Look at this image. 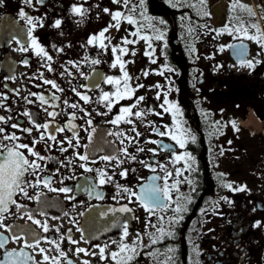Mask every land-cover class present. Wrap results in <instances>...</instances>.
I'll return each instance as SVG.
<instances>
[{
  "label": "flooded vegetation",
  "instance_id": "flooded-vegetation-1",
  "mask_svg": "<svg viewBox=\"0 0 264 264\" xmlns=\"http://www.w3.org/2000/svg\"><path fill=\"white\" fill-rule=\"evenodd\" d=\"M232 2L233 0H206V10L210 15L201 18L189 8L171 7L167 0H144L146 15L152 18L156 27L166 32L167 48L163 41H156L157 46L152 44L156 48L155 52L146 56L147 44L139 40L137 44L140 55L134 60L129 54L131 57L127 59L130 62L126 69L133 78L131 86L135 88L143 85L136 91L135 97L145 98L133 112H146L143 120L129 117L134 124L125 123L123 119L118 124H113L112 121L117 116H122L121 108L130 106L135 97L133 100L122 99L115 103L111 112H108L104 102L98 103L97 100L102 91H115L113 85L106 83V77L122 76L119 66H110L114 61L109 58V50L112 46L119 45L122 37L138 39L130 35L136 31V25L122 21L118 31L111 28L105 33L112 37L107 50L100 49L98 45L87 44L91 36L98 34L112 22L111 16L102 9L126 12L123 4H115L112 0H44L42 4L36 0L32 4H26L25 0H3L0 3V105H3L0 106V116L12 117L7 124L0 123V127L5 128L6 134L14 133L21 137L19 143L32 146L33 139H38L44 130L37 131L29 118L22 115L27 110L37 124H50L48 132L55 134L57 141H64L63 145L51 141L35 144V151L47 157L46 160L39 161L42 171L38 175L50 178V187L57 191H51L41 184L28 189L30 197L38 196L39 199H27L22 195L15 197L24 208L17 213L16 208L11 207V214L4 221L5 225L11 226L10 230L0 228V233L9 238L7 249H19L25 239H32L33 234L56 241H61L63 235L65 239L60 246L74 264H81L83 260H88L90 264H115L110 253L118 251L122 239L124 243L131 245L139 237L143 246H138L131 264H155L151 253L156 249L163 251L169 247L176 250L174 264H190L193 259V244L198 246L200 264H264V47L254 40L229 35L227 32L217 37L216 32L212 31L229 23ZM239 3L250 6L255 13L251 18L245 14L246 23L257 24L260 32L264 34V8L261 7L264 0H239ZM73 4H83L84 8L89 9L83 19L71 12ZM134 5H139V0H131L130 6ZM21 10L33 18H42L43 27L37 26L32 31V36L53 57L51 67L54 71L49 72L45 66L46 61L38 57L31 48L29 26L20 17ZM182 17H191L194 27L207 25L206 28L196 27L194 33V38L209 50L207 71L201 77L202 82L209 78L212 64L210 61L215 51H220L221 46H224L223 55L227 54L229 59L228 63L225 61L214 65L217 70L223 71V76L214 80V85L205 83L201 103L194 98L193 93L198 84L196 81L193 87L194 65L188 58L186 47L187 44H193L194 38L186 39L185 31L178 29ZM56 19L61 20L60 28L52 27ZM160 19L165 21L164 26L156 23ZM254 33L255 29H249V34ZM143 34H151V29L145 28ZM215 39L221 40L218 46L210 44ZM234 42L248 44L246 60L254 62L253 68L245 67L248 70L244 72L240 70L241 63L235 62L229 54V45ZM25 47L27 50H21ZM126 47L130 52L134 49L132 44ZM59 48L63 51H57ZM178 50L183 55L182 60ZM92 59H98L100 63L92 64ZM153 59L156 63H152ZM73 63L78 64L79 68L73 67ZM165 65L174 71L158 74ZM65 69L72 75H68ZM145 72L148 73L147 76L144 75ZM41 74L45 79L54 80L63 91L57 92L50 85L43 84L39 78ZM157 84L161 86L160 89L155 87ZM169 87L173 90L168 93V100L179 105L183 111V120L186 121L184 126L197 136V143H189L186 149L176 146L171 151H165L158 144L147 142L157 140L166 146L175 144L170 137L157 136L147 126V122H153L160 131H166L163 126L172 125L171 114L164 112L161 107L163 93ZM73 88L87 95L89 102L81 100L72 91ZM29 93L44 94L50 104L42 107L34 96L29 97L34 102L27 103L24 97H28ZM52 93L58 97L55 102L51 101ZM64 100L78 104L79 108L67 107ZM52 103L58 106L53 108ZM237 105L240 107L237 108ZM81 108L84 111H80ZM201 110L211 114L210 121L236 119V122L242 121L246 116L245 111H251L261 127L249 128L237 123L241 129L238 133L231 126H226L221 135L209 138L208 134L212 129L201 115ZM52 111L60 114L53 119L48 115ZM72 112L77 117L73 123L77 126L74 131L78 136V147H70L66 142V138H72V131H57V128L66 126L69 119L67 114ZM88 120H91V124L87 123ZM11 124H19L21 129L32 127L33 131L28 134L12 128ZM133 126L141 133L139 137L132 131ZM117 132L123 135L118 136L115 134ZM128 137L138 143L130 142ZM122 139L124 143H121ZM229 141L232 143L229 144ZM75 143L76 140L73 139V144ZM46 144L49 145L47 148ZM61 146L67 148V151L61 152ZM125 147L130 155L136 156L135 161L125 156ZM221 147L224 149L222 156ZM138 148H143L144 151H137ZM149 149L155 150V154ZM21 151L30 160L34 159L28 156L26 149ZM184 151L195 157L197 171L192 174L184 172L178 178L181 181L178 189L179 194L190 195L192 202L188 205V211L183 214V220L174 227V236L151 245L148 234L161 226L157 218L160 213L150 216L134 197L130 200L122 188L127 187L138 193L142 185L150 182L149 177L165 175L161 166L174 173L176 168L183 167V161L173 163L174 155ZM82 155H86L88 160H80L79 156ZM103 157L112 159L104 160ZM121 160L125 162L118 163ZM140 161L156 167V172H152ZM87 169L102 170L112 177V182L100 184L98 172ZM123 170H128L126 177L120 175ZM217 173L226 174L227 181L233 182L234 186H246L247 190L233 192L220 187ZM190 175L196 181L195 191L183 182V177ZM25 179L34 183L36 177L26 174ZM173 182L169 178V186ZM156 183L163 186L164 182L157 180ZM63 187L71 191H58ZM170 194L174 204L178 193L172 190ZM221 197H228L231 204ZM123 207L132 211L121 212ZM26 213L32 214L42 224L46 222L49 231L43 232L40 226L27 218ZM163 215L164 227L167 228V218L174 213L169 208ZM256 222H259V227ZM125 224L127 237H124ZM13 234L21 239L12 242ZM68 236L78 243H69L66 238ZM40 247L50 249L52 245L41 240ZM78 247L88 250L90 254L86 256L80 253L77 256L75 250ZM99 247L106 248L105 260H100L98 255H92L98 254ZM27 251L32 252V249ZM2 252L0 250V255ZM49 255L55 256L57 253L51 251ZM35 260L41 261V255L35 254Z\"/></svg>",
  "mask_w": 264,
  "mask_h": 264
},
{
  "label": "snow or ice",
  "instance_id": "snow-or-ice-1",
  "mask_svg": "<svg viewBox=\"0 0 264 264\" xmlns=\"http://www.w3.org/2000/svg\"><path fill=\"white\" fill-rule=\"evenodd\" d=\"M3 0H0V3H2ZM33 0H25L26 4H32ZM37 3H43L44 0H36ZM115 4H123L124 8L127 9L126 12L122 11H115L112 12L108 8H103L102 11L106 14H109L111 16V23L108 25V27L102 29L98 34H94L89 38L87 41L88 45L92 46H99L102 50H107L108 46L111 44L112 37L106 36L105 33L109 32L111 28H115L117 31L120 28L121 22L126 21L129 25H136V31L131 32L130 35L133 37H137L138 39H129L127 36L122 37L119 45H114L111 47V52L115 56V61L110 65L112 68H116L119 66V69L122 73V76L120 78H114V77H106V83L113 85L115 87V91L113 92H103L99 99L97 100L98 103L104 102L105 107L108 109V112H111L112 107L115 103H118L122 99H128L133 100L135 97L136 91L143 87V85H137L135 88L131 86L132 77L130 76L129 72L126 70V64L130 61H125L122 59L125 55H135V51L132 50L131 52L126 47L130 44H136L139 42V40H144L147 44V47L152 50V52H155V48L152 46L153 41H163L164 47L167 48V41H166V32L160 28L156 27L155 24L152 22V18L146 15V10L144 9V0H139V5H131V0H112ZM167 3L176 9H179L181 7H186L191 9L197 17H206L209 16L210 13L206 10V0H167ZM98 6V5H97ZM264 8V5L261 6ZM89 9H86L83 7V4L77 5L73 4L71 7V12L74 15L79 16L81 19H83ZM245 14L248 18H251L255 15V13L252 11L250 6L243 5L239 3V0H233V2L230 5V15L228 17L229 23L226 24L224 27L220 29H213L212 31L216 32V36H220L227 32L229 35H234L237 37H243L244 39L248 40H254L258 44L261 45V47H264V34L260 32L259 26L255 23H246L245 20ZM20 17L22 19L26 20L27 25L29 26V32L28 35L31 40V48L35 51V54L38 57L43 58L46 61L45 66L47 67L49 72L54 71V69L51 67V61L53 60V57L48 54V52L45 50L44 47H42L39 42L36 40L35 37L32 36V31H34L37 26L43 27L42 18H33L31 16H28L23 10L19 13ZM140 21H145L146 23H141ZM156 23H158L161 26L165 25V21L163 19L158 20ZM54 28H60L61 27V20L56 19L52 25ZM182 27L184 28L186 39L189 37L194 38V33L196 32V27L206 28L207 25H198L196 27L193 26L191 22V17H182ZM145 28L151 29V34H143V30ZM249 29H255L254 34H249ZM107 41V43H105ZM53 48H56L55 45L52 46ZM188 52L194 53L195 48L193 44H187L186 45ZM224 46H221V51L223 50ZM229 47L233 48L235 50V53L238 57H243L246 53V47L243 43L239 45H229ZM21 50H27V47L21 49ZM57 51L62 52L63 49L59 48ZM145 55H149V52H145ZM85 59H88L87 57ZM167 59V57H165ZM92 64H99L100 60L98 59H92ZM152 63H156V60L153 59ZM256 63H259V61H256ZM241 66L242 67H248L253 68L254 62L248 61L245 59L241 60ZM73 67L79 68V65L76 63H73ZM220 67V66H217ZM67 72V69H65ZM164 71L167 72H173L174 69L171 67L165 65L164 69L160 71L158 74L163 75ZM68 75H72L71 72H67ZM63 75V73H62ZM145 76L148 75L147 72L144 73ZM42 79L43 84L50 85L52 89H55L57 92H62L63 89L59 87V85L54 80H49L43 78V74L39 77ZM39 87V85H38ZM157 89H160V85L157 84L155 86ZM193 87H195V84H193ZM173 89L171 87L168 88L167 91L163 93L164 100L161 107H163L164 112L170 113L172 117V125H164L163 127L166 129V131H160L159 127L155 126L153 122H147V126L152 128V131L160 137L168 136L172 141L175 142L172 146H166L163 144L162 141L157 140H149L147 142L158 144L161 149L165 151H171L176 146L179 147V149H186L187 145L189 143L196 144L197 143V136L194 134L190 129L186 128L184 125L186 121L183 120V111L179 107L177 103L170 102L168 100V93L171 92ZM72 91L80 97L81 100L85 101L86 103L89 102L90 98L87 95L81 94L76 88H73ZM36 97L37 100L40 102L41 106L50 104V101L46 98V96L42 93H29L28 97H24L25 101L27 103H33L34 101L30 99L29 97ZM160 93L158 92L157 98L159 99ZM4 99H7V97H4ZM145 98L143 96L135 97L134 102L127 107L121 108L122 116H117L115 120L112 121L113 124L120 123L121 119L125 123L128 124H134V121L132 119H129V117H135L137 119L143 120L146 112L142 110H137L133 112V109L138 108V105L144 100ZM58 100V97L55 95V93H52L51 95V101L55 102ZM64 105L67 107H70L72 109L79 108V105L76 103H69L68 100L63 101ZM3 106V105H0ZM51 106L53 108L57 107L58 105L55 103H52ZM240 106L237 105V108ZM47 111V108L44 109ZM80 111H84V109H80ZM221 113H223V110H221ZM60 113H57L55 111L48 112V115L52 117L53 119L59 115ZM106 114V113H105ZM22 115L27 116L29 118V121L31 124L34 125L37 131H40L41 129L44 130V132H41L38 139H33L32 146L19 143L21 137L12 134H6L5 128L0 127V228L10 230L11 226L5 225L4 221L5 219L11 214V207H15L17 210V213L21 211L22 208H24L23 205L19 204L15 197L17 195H22L24 198L27 199H39L38 196L36 197H30L28 189L37 187L41 184H43L44 187H48L51 191H57V189L50 187V178L41 177L38 175L40 171H42L41 164L39 161L46 160L47 157L41 156L38 152L35 151V144L44 142V141H51L53 143H59L63 145L64 141H57L55 134H52L48 132V129L50 127L49 123L44 124H37L35 119L33 118L32 114L28 112L27 110L22 113ZM69 119L66 123L65 127H59L57 128V131L63 132L65 130L72 131L73 136L72 138H66V142L70 147H78L79 146V140L78 136L75 133L74 129L77 127L73 121L77 119L75 112L68 113L67 114ZM87 115V113H85ZM201 115L204 116L205 121L208 122L209 127L212 129V131L209 132V138H212L214 136H218L222 134V129L226 126H231L234 130V132L238 133L241 131L239 128L236 119H230L229 121H210L209 116L210 113H206L203 110H201ZM12 117H4L0 116V123L7 124ZM87 123L91 124V120H88ZM11 127L14 129H19L22 132L31 134L33 131L32 127L29 128H20L19 124H11ZM132 131L135 133L137 137L141 135L139 133L135 126H133ZM47 133V134H46ZM118 136H122L123 134L120 132L115 133ZM73 139L76 140V143L73 144ZM130 142L138 143V141H134L133 138L128 137L127 138ZM4 141H8L9 143H4ZM121 143H124V140H121ZM229 144L232 142L229 141ZM49 145L46 144V148ZM22 149H26L28 156L33 157L34 159H29ZM61 152L67 151V148H64L61 146L60 148ZM125 156L132 161L136 160L135 155H130L127 151V148L125 147L123 149ZM137 151H144L143 148H138ZM149 151L153 152L155 154V150L149 149ZM224 154V149L221 147L220 155L222 156ZM80 160H88V157L86 155L79 156ZM104 160L112 159L110 157H103ZM183 161V167L182 168H176L174 173L168 172L166 168L161 166V171L165 173L164 176L159 175H153L149 177V183L144 184L140 187V191L137 193L135 191H132L131 189L124 187L122 188V191L124 193H127L129 195V198L131 200L132 197L135 198V201L139 203L141 207L145 209L146 212L149 213L150 216L155 215L156 213H160V215L157 217L158 220L161 222V226L156 229L155 232L149 233V239L151 245H156L161 240L165 238H171L174 236V227L180 223V221L184 218V213L188 211V205L192 202L190 195H183L179 194L178 184L181 182L180 177L183 176L184 172H188L190 174L195 173L197 171L196 168V159L194 156H192L187 151H184L182 154L174 155L173 163ZM71 162V161H70ZM125 161L121 160L118 161V163H124ZM140 163L144 164L145 167L149 168L152 172H156V167H153L151 164H146L144 161H140ZM81 167H84L83 164L80 165ZM88 171H97L100 176V184H104L106 182H112V177L107 176L105 172L102 170H96V169H87ZM128 170L121 171L120 175L122 177L127 176ZM132 171H135L133 169ZM26 174H31L36 177V180L34 183H31L25 179ZM169 178L173 179V183L171 186H169ZM217 180L219 181L220 187L227 189L229 191L233 192H243L246 191V186H234L233 182H229L226 179V174L224 173H217L216 176ZM157 180H163V186L158 185L156 183ZM183 182L187 183L191 188L192 191H195V184L196 181L190 176L183 177ZM118 188H120L119 185H117ZM176 190L178 195L176 197V200L173 204L172 202V196L171 191ZM58 191L63 193H68L71 191V189L63 187L60 188ZM91 194V193H89ZM71 199V197H69ZM222 200H224L226 203L231 204V201L228 199V197H221ZM171 209V211L174 213L172 217L167 218V225L168 227H164L165 217L163 215V212L167 209ZM121 212H130L132 209L123 207L120 209ZM27 218L32 221V223L40 226L43 230V232L47 233L49 231V227L47 223H41L40 220H37L34 218L32 214L26 213ZM256 226L259 227V222H256ZM57 232H59V229H56ZM71 230H69L70 232ZM128 230H127V224L124 225V237H127ZM69 243L76 244L77 241L73 240L71 236L66 237ZM21 237H19L17 234L12 235V242H17ZM65 239V237L61 236V241H56L54 239H49L48 237H37L35 234H33V237L31 240L25 239L23 245L19 249H7L6 245L9 242V238L4 236L3 233H0V250H3L2 255H0V264H74V261L68 257L67 252H65L61 246L60 243ZM41 240L49 243L52 245L50 249H45L43 247H40ZM138 246H143L141 240L138 239L136 241H133L131 245L124 243L123 239L118 247V251H113L110 253L111 259L115 261V264H131L132 260L137 254ZM31 248L32 252L27 251V249ZM51 251H55L57 255L52 256L49 255ZM105 247H99L98 254L92 253V255H98L100 260H105ZM175 248L169 247L166 250H154L151 255L154 258L155 264H174L175 261ZM193 259L191 260L190 264H200L199 262V249L198 246L193 244ZM39 254L42 257L41 261L35 260V254ZM80 253H83L84 255H89L90 253L88 250L84 248H76L75 254L78 256ZM163 257V259H161ZM81 264H90L88 260H83Z\"/></svg>",
  "mask_w": 264,
  "mask_h": 264
},
{
  "label": "rangeland",
  "instance_id": "rangeland-1",
  "mask_svg": "<svg viewBox=\"0 0 264 264\" xmlns=\"http://www.w3.org/2000/svg\"><path fill=\"white\" fill-rule=\"evenodd\" d=\"M113 29H115V28H113ZM178 29L184 30V28L182 27V22L179 23ZM116 40H118V39H116ZM182 40H184V39H182ZM143 42L146 43L144 40H143ZM219 42H221V40L215 39L210 44L218 46ZM152 44H154L155 46L158 45L156 41H153ZM132 45L134 46L133 50L136 49L135 55L133 56V59L135 60L140 55V49H139V45L137 43L132 44ZM193 46L195 48V52L190 54L187 50V55H188L189 60L194 65V69H193L194 76L192 78H193V83L195 84L197 78L204 76V74L207 71V64H208L207 57L209 56V50L204 48L203 44L199 43L197 38L193 39ZM146 51L149 53H153L152 50L149 49L147 46L145 47V52ZM130 57L131 56H129V55H125L122 57V59L127 61V59ZM109 58L112 61H115V56L111 52V50H109ZM225 61L227 63L229 62L227 54L223 55L221 50L219 52L215 51V55L212 58V60L210 61V63H212V64H211V70L208 73L209 78L207 80L205 78L201 84L196 85L197 90H195L193 93L195 100H198L200 103L202 102L203 91H204V88L206 87L205 86L206 82H210L212 85H214V80H217V78H220L223 76V71L217 70V68L214 65L217 63L225 62ZM126 66H128V64H126ZM238 70H239V68H238ZM240 70L244 72V71H247L248 69L245 67H241ZM245 113H246L247 117L244 116L242 118V121H246V123H243V126H246L249 128L259 129L261 127V124L256 120V118L253 116L251 111H245Z\"/></svg>",
  "mask_w": 264,
  "mask_h": 264
},
{
  "label": "water",
  "instance_id": "water-1",
  "mask_svg": "<svg viewBox=\"0 0 264 264\" xmlns=\"http://www.w3.org/2000/svg\"><path fill=\"white\" fill-rule=\"evenodd\" d=\"M239 44H241V43H236L235 45H239ZM245 47H246V46H245ZM230 53H231V56H233V58H235V60H236L237 62H241V60H242V59H245L246 56H247V47H246V53H245V55H244L243 57H238V56L236 55L235 50H234L233 48H231Z\"/></svg>",
  "mask_w": 264,
  "mask_h": 264
},
{
  "label": "trees",
  "instance_id": "trees-1",
  "mask_svg": "<svg viewBox=\"0 0 264 264\" xmlns=\"http://www.w3.org/2000/svg\"><path fill=\"white\" fill-rule=\"evenodd\" d=\"M178 54H179V58L182 60L183 55H182V53L179 50H178Z\"/></svg>",
  "mask_w": 264,
  "mask_h": 264
},
{
  "label": "clouds",
  "instance_id": "clouds-1",
  "mask_svg": "<svg viewBox=\"0 0 264 264\" xmlns=\"http://www.w3.org/2000/svg\"><path fill=\"white\" fill-rule=\"evenodd\" d=\"M238 124H243V123H246V121H237Z\"/></svg>",
  "mask_w": 264,
  "mask_h": 264
}]
</instances>
